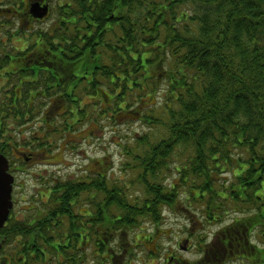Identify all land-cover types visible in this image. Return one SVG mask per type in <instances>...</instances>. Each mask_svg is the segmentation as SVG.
Instances as JSON below:
<instances>
[{
	"label": "trees",
	"instance_id": "1",
	"mask_svg": "<svg viewBox=\"0 0 264 264\" xmlns=\"http://www.w3.org/2000/svg\"><path fill=\"white\" fill-rule=\"evenodd\" d=\"M51 7L56 19L52 34L27 29L36 39L21 53L24 67L38 72L33 87L57 91H45L48 100H55L52 110L63 102L62 93L71 94L65 102L69 115L70 105L79 104L72 100L74 90L90 78L83 92L93 98L100 91V121H108L113 134L121 117L141 131L119 137L116 146L125 161L113 185L101 174L88 184L42 183V189L53 192L42 206L43 226L33 229V237L53 243V236L65 230L59 217L66 216L67 236L73 242L41 246L34 240L29 249L36 264H44L46 254L47 264L63 259L64 264H78L91 245L98 249L93 258L106 262L109 238L114 236L122 254L127 231L146 220L162 224V209L175 211L179 198V211L195 207L202 226L216 223L229 211L250 213L226 229L224 246L235 252L241 244L254 255L247 250L248 233L264 230V0H55ZM106 24H116V31H107ZM108 67L113 70L104 76ZM109 75L120 90L111 98L113 117L102 111L104 88L111 91L113 86ZM12 109L0 101L5 113L0 119L14 118ZM1 148L14 170L15 150L21 149ZM27 149L49 157L55 151L43 146ZM78 192L91 193L86 203L92 223L108 236H83L75 242L77 219L67 207ZM12 223L0 230L6 246L26 231L24 224ZM112 251L116 264L121 261L119 251ZM208 255L201 264L219 263L220 253Z\"/></svg>",
	"mask_w": 264,
	"mask_h": 264
},
{
	"label": "rangeland",
	"instance_id": "2",
	"mask_svg": "<svg viewBox=\"0 0 264 264\" xmlns=\"http://www.w3.org/2000/svg\"><path fill=\"white\" fill-rule=\"evenodd\" d=\"M47 23L49 28L54 26L56 23L55 17L53 15H50V13L48 15ZM47 23L42 26L38 25L34 27L37 29H45L48 27H45ZM32 28L33 27L28 25L27 27L24 26L21 29L26 30ZM105 29L107 31H110L112 29L113 31V25L106 24ZM26 36L27 33L25 31H21L19 36L16 37L9 38L6 36H0V50L2 51V55L5 54L6 50H8L9 55V57L4 60V63L1 60L0 98L4 99L3 96L8 95V100L4 101L12 109V106L14 105L13 101H15L13 95L17 93L20 97L17 105L20 110V114L24 113L25 107L26 110H28L29 107L30 111L29 117L23 121H15L12 119L10 121H7L6 118L1 117L0 127L2 130L0 131V145L8 144L9 148H7V151L9 150V152L10 148H20L21 151L29 152L27 146H19V144H22L24 142L36 143V141H42L41 145L48 143L49 141H53L52 143L57 144L52 157H49L45 154H43L42 156L38 155L36 157V160H34V166L27 167L23 165L22 169L24 170V172L16 173L17 178L15 179V183L18 185V187L13 188L12 198L19 197L20 202L16 204L17 206L12 209V211H14L17 217L20 219H24V216H26V213L24 215V212H22L23 209H28L29 205H36L40 194H46V190L41 188L43 182L48 183L54 181L55 179H66L71 181V183H75L76 181L84 179L83 181L87 182L88 177L92 174V172H95L94 169L97 170V168L99 167L98 164L100 163L103 164L106 168L101 175L107 176L108 182H111V185H113V182H116L115 180L118 175L117 172L119 171L121 164L125 161L121 157L122 152L120 148L116 146V144L119 143V137L125 135V133L128 136H131V133L135 130L139 132L141 131L140 126H137L135 123L125 124V119L123 120V117H121L116 122L117 124H119L118 127H115V129L117 130V134H112L113 128L110 126L108 121H100L99 117L94 118V116H91V111L98 114V110L95 105H97L99 109V100L101 99L100 91L96 96L98 98L96 102H94L96 100V97L94 99L85 97L82 99V101L80 100V98L78 99L87 116L69 115L67 119H62L56 116H53L51 118L52 112H54V114H57V112L61 114L64 106L57 107V109L53 111L52 107L54 106L55 102V100L53 99L44 101L41 98L36 100L33 95L31 99H28L27 94H33L34 91L31 88L27 87L25 83L29 80H32V77L26 76L24 74L26 72H24V69H22L21 67L16 69L15 73L10 72L12 71L11 69L14 68V65H17L13 63L15 61V58H13L12 56L15 55L19 50L23 52V50L21 49L26 48V43H31L36 39L35 36H27L28 40H25ZM25 52L23 54H25ZM0 57L2 59L3 56L0 55ZM112 70L113 69H109L108 67V69L105 70V74L103 72L102 74L104 76H107ZM6 73H8V75ZM108 77H111V75H109ZM13 78L14 80H12ZM31 82L36 83L37 79L35 78ZM16 83H19V85L16 86ZM84 83L86 85H89V79L84 81ZM86 85H82L81 87H79V89L77 90L78 93H76V95H84L85 92L81 94V91H88V87ZM45 91L47 94L57 92L56 90H52L50 87L45 89ZM109 94L106 93L107 96L105 98V101L102 103V108H107L109 105H111ZM67 96V92L61 94L64 104L66 102ZM85 96L91 95L89 93H86ZM114 111L115 109L113 108L108 111H103V115L109 114ZM4 114L5 113L3 111H0V115ZM25 117H27V115H25ZM79 119L80 121L76 122V120ZM66 120L68 121V124L72 126V128H70L69 125H65L62 126V130L64 133L63 135L61 134L62 130H60L56 136L50 135V131L56 129L57 127H60L61 123H66ZM103 122L105 124H102ZM14 126H16L18 130L17 134L19 132L22 134V139L13 135V130L15 129ZM12 154L14 156L13 151ZM84 169H86L87 173L81 172V170ZM11 171L12 173H14V170L11 169ZM58 175H61V178H59ZM86 199L87 194H84L83 203L86 201ZM180 202L181 200L179 198L177 202L178 206L175 207V211H172L168 208L162 209L163 222L161 224V233H159V236L156 235L148 243H141L142 247L138 249L134 253V255L131 256V258L129 259V264H161V260H159V258H155L151 255L154 249H157V252L162 254L168 253V255H170V253L172 252L176 258L181 259V264H195L197 261L202 259L201 253L198 249V238L200 239V236L204 237L203 240L207 245H210V242L214 240V234H217L218 232L220 234L228 225L231 224L232 221L238 220L243 216L250 215V213L248 214V212L242 213L241 211H229L226 215L220 217L221 220L219 221L220 223H217L218 225H211L208 227L207 224H204L206 226L203 227V224L198 222V214L197 212H195L196 208H191L190 212L188 213L186 211H179ZM86 209H88L90 213V205L82 204V212H86ZM112 210L115 211V207H113ZM75 211L76 210H74V213ZM79 220L82 221L81 219ZM86 220L90 224L93 221L92 219H90V217H86ZM79 226L81 228H85L87 225L85 223L80 224ZM91 231H93V227ZM103 231L104 230L101 227L99 229H95V232L99 236H108L107 234H105V232L103 233ZM152 232V229L146 228L143 232H136L135 235L129 236L128 239L133 243L137 242L136 240L142 242V238L151 235ZM90 237H93V234H90ZM185 240H189L187 245L185 244ZM251 242L256 248L264 249V230L258 228L252 234ZM112 249H114L115 251H119L118 256L116 257H119L121 261L119 260L116 264H124V255L120 254V250L116 247L114 240L109 238V247L107 251H105L107 252L106 256L108 259L111 258L110 253H113ZM93 254H95V248L89 246V249L86 250L84 254L83 264H106L100 259V257H96L97 259L93 258ZM251 256L256 257V260L254 262H247L244 260L232 261L229 264H264V255H255L254 253V255ZM52 264H54V262Z\"/></svg>",
	"mask_w": 264,
	"mask_h": 264
},
{
	"label": "flooded vegetation",
	"instance_id": "3",
	"mask_svg": "<svg viewBox=\"0 0 264 264\" xmlns=\"http://www.w3.org/2000/svg\"><path fill=\"white\" fill-rule=\"evenodd\" d=\"M48 1H49V3H48ZM50 1H52V0H0V21H1L0 36L16 37V36H19L20 32L22 31L21 28H23L24 26L27 27L28 25H30L31 27H33L32 29H34V26L45 25L48 21V18L38 19L37 17H35L34 14L32 13L31 6L32 5H41V6H44L43 8H45L48 5L49 10L52 11ZM40 8H42V7H40ZM50 14H51V12H50ZM48 15H49V13H48ZM109 20L111 21L112 18H110ZM21 24H22V26H21ZM107 25H109V24H107ZM47 26H48V23L45 27H47ZM94 27H96V25H94ZM46 29L48 30L49 34L51 35L52 32H51V29L49 28V26L47 28H45V30ZM19 54L20 53L18 51V52H16L15 55L12 56L13 58H15V61L13 63L17 64V65H14V68H12L11 69L12 71H10V72L15 73V70L18 69L19 67H21L22 69H24V72H26L24 74H26V75L27 74L29 75L30 73L33 74L32 80H29L28 82H26L25 85L34 91L35 88L32 85H34L36 83L31 82V81H33L35 78L37 79L36 73H38V72L36 71L35 68L28 67L27 65L24 67V64H25V63H23L24 58H21ZM0 55L3 56L2 59L0 57V67H1V60L4 63V60L9 57L8 50L5 51L4 55H2V51L0 50ZM6 74L8 75V73H6ZM12 80H14V78ZM18 85H19V83H16V86H18ZM15 92H16V89H15ZM32 95L38 99H41V98L45 99L46 98V94L44 92H41V90L34 91L33 94L32 93L27 94V96H28L27 98L31 99ZM3 97H4V99L0 98L1 101L8 100L7 98H9L8 95H4ZM13 97H14L15 101H13L14 105H13L12 111L15 110L14 112L18 113L19 108L17 107V105H18V102L20 100V97L17 93H15L13 95ZM17 121H19V119H17ZM15 132L16 133L18 132L17 128L15 129ZM18 135H19V138L22 139L21 134L18 133ZM18 143H20V142H18ZM20 145L30 147V142H24L22 144H19V146ZM4 146H6V145H4ZM38 155L42 156L43 154H36L35 155L34 153H26L24 151L15 150V159L17 160V165H14V167H15V169H14L15 179L17 178L16 173H23L24 172V170L22 169L23 165H25L27 167L34 166V164H35L34 160H36V157ZM98 165H99V167L97 168V170L94 169L95 172H92L93 175L96 176V178L100 173H103L106 169L103 164L99 163ZM81 172L87 173L86 169L81 170ZM58 176H59V178H61L60 177L61 175H58ZM55 180H57V179H55ZM62 181H64V183H67L66 179H64ZM16 187H18V185L14 182V188H16ZM46 190H47L46 194H40V200H42L44 198L45 204L48 203L49 195L51 192H53L52 189H50V188H48ZM60 192L61 191L59 190L58 193H60ZM62 194H63L62 197H64V195L66 196V192L62 193ZM74 201H75V198L70 203V206H68L70 208L67 207V210L68 209L71 210L72 211L71 213H73L74 210H76L75 213H73V214H74V217L77 219L76 220L77 225L85 224V222L80 221L79 219L82 220L85 216H88L89 211H88V209H86V212H82V200H77L76 205H74ZM12 202H13V208L12 209H14L17 206L16 204L18 202H20L19 197L12 198ZM44 206H46V205H44ZM45 210H46L45 207H42V206L37 207L36 205H29L28 209L22 210V212H24V215L26 213V216H24V219L18 218L14 211L11 212V215L9 216V221L10 220L13 221L12 225L24 224L23 226L26 227L25 230L28 233L26 231H24V232H21L20 234H17V236L12 240L10 247H7L6 245H4L5 244L4 238L3 239L0 238V242H3L2 250L0 251V264H36V262L34 261L35 255L29 248L34 243V240L39 242L41 246H42V243H44V244L47 243L46 238L35 239L33 237V235H36L35 232H33V229L36 230L37 229L36 227L43 226L42 220L44 219L43 212ZM59 219H60L61 225L64 226L65 230L62 231V236L55 234L53 236L54 242L53 243L49 242L47 244H57V243L58 244L59 243L68 244L69 242H73V240H70V238L67 236L69 219L66 216H61V217H59ZM71 222L73 223V221H71ZM113 224H114V222H113ZM150 224L152 226L157 225V223H152V222ZM88 226H90V227L95 226V228H97V229L100 227V225L97 223L95 225L93 223H91V224L89 223ZM76 235H79V239L76 240V238H75V242L77 244H79V242L82 241V239H83V234L81 232H79L77 229ZM217 245L218 246L220 245L219 238L216 239V246ZM246 245L248 246L247 243H246ZM9 249H11V253H8ZM252 249L253 248L250 247V245H249L247 250L252 251ZM219 251H220L219 253L221 254L222 257L218 261L222 264H229L232 261H244V260L247 262H254L255 261V256H250L249 254H247L245 252L246 251L245 248L243 249L241 247V244L238 245L237 251H235V252L232 250L224 249V248H221ZM47 255L48 254H46V259L44 260V264H47V260H48ZM44 257H45V254H44ZM77 260H78V258H77ZM180 260L181 259L176 258L175 256H172L169 258V264H179ZM252 264H254V263H252Z\"/></svg>",
	"mask_w": 264,
	"mask_h": 264
},
{
	"label": "water",
	"instance_id": "4",
	"mask_svg": "<svg viewBox=\"0 0 264 264\" xmlns=\"http://www.w3.org/2000/svg\"><path fill=\"white\" fill-rule=\"evenodd\" d=\"M32 13L38 19L47 16L48 9L39 8L38 5H33ZM13 177L8 174V162L0 155V229L4 226L8 219L9 211L12 208L11 192H12ZM1 249V244H0Z\"/></svg>",
	"mask_w": 264,
	"mask_h": 264
}]
</instances>
